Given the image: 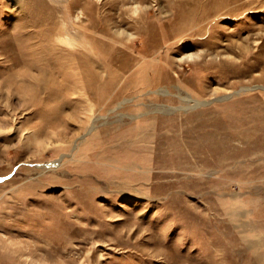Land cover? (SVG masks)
I'll use <instances>...</instances> for the list:
<instances>
[{"label": "rangeland", "instance_id": "obj_1", "mask_svg": "<svg viewBox=\"0 0 264 264\" xmlns=\"http://www.w3.org/2000/svg\"><path fill=\"white\" fill-rule=\"evenodd\" d=\"M206 1L0 0V264H264V71L222 85L219 56L182 64L206 46L174 36L177 19ZM241 12L213 17L214 41L264 49V0ZM155 56L180 62L164 76L181 75L174 92L136 91L127 73L83 104V81L66 78L88 57L109 81ZM43 111L61 113L63 144L20 142Z\"/></svg>", "mask_w": 264, "mask_h": 264}, {"label": "bare ground", "instance_id": "obj_2", "mask_svg": "<svg viewBox=\"0 0 264 264\" xmlns=\"http://www.w3.org/2000/svg\"><path fill=\"white\" fill-rule=\"evenodd\" d=\"M254 1L255 0H248L247 2H244V1L240 2V0H207L204 4H202L198 7L196 6L198 9H201L198 16L195 17V15H194L196 13V10H194L193 12L192 11L183 12L182 13L183 15L177 19L176 25L179 27H178L176 33L174 34V36H176V37H178L180 35L182 36L183 33L191 30V33H189V34H191V36H195V35L198 36V38L195 40L196 44L199 45L200 47L206 46V48H202V50L197 52L196 54L191 53V54L187 55L185 57L186 59L184 60L185 62H182V64L188 63L189 66H193L194 64H199V63L201 64V61H203L206 58V56L209 54L210 55H216V57L219 56L220 57L219 64L222 68L219 69L220 71L217 70L215 72H218L217 74L220 73V75H218L220 78L219 83H221L222 85L227 84L229 82L228 79L230 77H240L241 78V77H245V76H250L252 74V71H254L255 69H261L264 71V49L259 47L258 50H254V51L251 50V48L249 46L250 45L249 40L253 37L252 35L250 37L243 38L242 41L239 43V42H237V40H233L230 38L231 36H233L231 33L230 34L226 33V35L228 37L227 39L229 40L227 43L221 44L220 41L219 42L214 41L215 40L214 38L219 34L222 35V33L219 30H217L218 20H216L217 22L216 21L212 22V21H214L213 17L217 16V15H218L217 16L218 18H220L219 16H221V15H224L227 17L239 15L242 13L241 12L242 10H244L246 7H249L250 5H252ZM211 22H212V24H211ZM263 29H264V27L261 28V30H263ZM233 34H235V33H233ZM204 35H205V37H204ZM235 35H236L235 37L239 38V36H238L239 31H237V33ZM257 35L259 36V33ZM222 37H224V35H222ZM152 42H153V47L156 48L159 45L158 42H160V41L157 38H153ZM93 44H94V46L92 47L91 52H93L94 49H99V45L102 43H101V41H99V39H95V42ZM172 44H174V43H172ZM172 46L173 45H171V46L168 45V47H171V48H172ZM257 47H258V45H257ZM69 53H70V57H69V60H70L71 54H73V53L72 52H69ZM69 53H68V55H69ZM82 56H84V55H82ZM248 56H250V57L248 58ZM237 57H240V58H237ZM156 58L160 59V60H157L155 63H151V61L152 60L155 61ZM251 58H254L255 61L246 65V63H248V61ZM91 59L88 57V58L84 59V61H76L75 66L77 67L78 70L76 72L73 71L72 73H68L67 74L68 77H66L67 79H69V81H72L73 78L74 79H80L83 81L82 82L84 84L83 87L82 88L79 87L80 89H77V92L83 98V99L81 98V100H83L82 101L83 104H85V100H89V102H91V100L93 102H96V101L99 102V100L101 99V101H102V97L106 96V95H104V93L105 92L107 93V91L112 90L116 86V84L119 82V80H121V78L124 75H126L127 73L132 74L131 75L132 79H134L133 87L136 89V91H140V92L144 91L145 89L150 88V87H152L153 89L158 88V87L163 86L164 84L166 85V87H168L169 92H171V90L173 91V87H171L172 85L170 86L171 82L173 80H180V76H181L179 74V72L176 71L174 73V75L176 76L177 79H175L173 76L170 78H168L167 76H166L167 78L164 77L166 74L169 75L172 71L175 70V68L177 67V61L178 60H173L171 58L163 59L162 56H160V57L155 56L153 59H150L149 62H147V63L144 62V63L140 64L139 66H137L135 71L133 70V68L129 64V62H127L124 59L116 67L120 72L116 76H114L112 80L107 81L101 75V73L95 69L97 67L104 66L106 64V61L104 59L97 57L95 59H92V63H91V61H90ZM210 60H211V62H214L213 58H211ZM113 61H115V59ZM145 61H148V60H145ZM69 62H66L65 65H67ZM178 63H180V62L178 61ZM59 64L62 65L61 62H59ZM117 64H118V62H117ZM243 64L246 65V68H240L241 65H243ZM95 66H97V67H95ZM211 67H213V66L210 64V66H208V68L211 69ZM211 73H214V71ZM42 77L44 79L46 78V76H42ZM109 77L112 78V76H109ZM256 78H258V75L254 76L253 80ZM259 78H260V80L264 81V75H260ZM238 83L239 82H230L228 85L230 87H234V86H237ZM77 84H74L72 86L76 87ZM188 84L192 85L191 82H189ZM56 86H57V84L53 88H55ZM181 86H182V84H181ZM178 87H180V86H178ZM185 87L189 88V86H187V85ZM53 88H50V85H47V84L43 85V87H42V85L40 86V90H45L47 92L48 97H54L55 96L56 90ZM37 90H38V88H37ZM126 90H127V88H126ZM126 90L120 89V91L117 92V94L115 95V97L112 98V100L114 101V100H118V98H121L126 93ZM39 92H36V93L38 94ZM34 93H35V91H34ZM201 93H203V91H201ZM145 98H146L145 99L146 101H147V99L157 100V101H170L173 103L180 101L177 98H171V97H166V96H162V95L149 96V97L145 96ZM32 100H34V99H32ZM34 105H36V104H34ZM30 106H31V104H30ZM96 107L97 106H95V104L92 103L91 107L89 109L91 112H96L95 111V110H97ZM27 108H28V106H26V109ZM161 108L163 109V107H161ZM40 114L42 115L41 116L42 121H46V123L39 122L35 129H28V130H32V131L26 132L25 130H21L20 133L22 132L23 134H20V139H19L20 142L27 143V144L33 142V144H35V146L43 147L44 144H46L48 142V139H53L54 141L56 139V144H58V146L60 144H63L64 139L66 138L65 137L66 136V133H65L66 130L62 129V132L59 130L57 131V129L59 127H61V124H63V119H62L63 117L59 116L61 113L58 114L56 111H54V113L52 115H46V113H44V111H43ZM84 114H86V113H84ZM5 120H7V119H5ZM86 124H87V122H86ZM11 126H13V125H11ZM84 126H86V125H84ZM84 126L81 124V126H79V128H83ZM232 127H235V126H232ZM202 141H203V139H202ZM156 142H158V141H156ZM190 143H191V141H190ZM256 144H258V143H256ZM152 145H154V144H152ZM198 145H199V143H198ZM217 145L218 144H216V146ZM261 145L263 146L264 144H261ZM225 146H227V145H225ZM202 150H204V149H202Z\"/></svg>", "mask_w": 264, "mask_h": 264}]
</instances>
